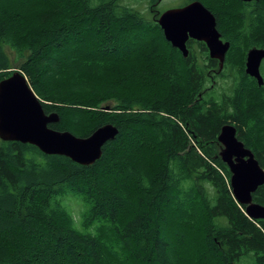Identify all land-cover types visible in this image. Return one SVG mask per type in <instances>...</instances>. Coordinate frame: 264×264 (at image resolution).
Returning a JSON list of instances; mask_svg holds the SVG:
<instances>
[{"label":"trees","instance_id":"1","mask_svg":"<svg viewBox=\"0 0 264 264\" xmlns=\"http://www.w3.org/2000/svg\"><path fill=\"white\" fill-rule=\"evenodd\" d=\"M159 1L0 0V80L21 70L50 128L118 130L90 165L0 139V264H264V219L233 197L217 140L232 124L264 169V59L261 85L244 67L264 0H199L229 42L221 69L203 42L184 57L165 40Z\"/></svg>","mask_w":264,"mask_h":264},{"label":"water","instance_id":"2","mask_svg":"<svg viewBox=\"0 0 264 264\" xmlns=\"http://www.w3.org/2000/svg\"><path fill=\"white\" fill-rule=\"evenodd\" d=\"M157 23L165 40L184 57L188 54L186 43L189 38L202 41L209 57L216 59L222 68L229 42L222 40L215 15L201 1L193 0L168 8L159 14ZM263 59L264 48L252 47L246 52L245 73L258 85L263 83L260 73ZM58 120L55 112L44 111L21 71L14 70L0 80V139L3 141L29 143L45 154L63 155L79 164L90 165L100 158L103 145L118 132L108 123L97 127L88 136L79 137L48 126ZM217 139L221 143L220 158L230 172L233 197L244 206L250 219H264V206L252 201V193L264 183V169L253 152L236 137V128L232 124H224Z\"/></svg>","mask_w":264,"mask_h":264},{"label":"rangeland","instance_id":"3","mask_svg":"<svg viewBox=\"0 0 264 264\" xmlns=\"http://www.w3.org/2000/svg\"><path fill=\"white\" fill-rule=\"evenodd\" d=\"M183 1L184 0H160L158 3L157 9H159L160 11H163V10H166L168 8L179 7V6H182ZM204 2H206L208 5H210L212 10L222 9L223 11L227 10L229 12H232V11H234L233 9H235V8H232L233 7L232 0H204ZM138 7L140 9L146 10V7H148V5H146L145 3H142V4H139ZM223 11H222V13H223ZM223 16H224V14H223ZM228 19H230V17H228L227 20ZM150 44H151L150 45L151 47H155L156 41H151ZM11 56H12V54H11ZM140 56H141V53H138L136 55V58L133 59L131 62H136L137 59L140 58ZM119 68L120 67H114V66L104 67L101 69V71H99L98 76L102 77L103 75L107 76V75H110V74L115 73V72L118 73ZM15 70H18V69H15ZM19 71H21V70H19ZM26 79H27V77H26ZM69 206L73 212L75 220L78 221L79 220L78 216L80 214V211L82 210V205L77 201L69 200Z\"/></svg>","mask_w":264,"mask_h":264},{"label":"flooded vegetation","instance_id":"4","mask_svg":"<svg viewBox=\"0 0 264 264\" xmlns=\"http://www.w3.org/2000/svg\"><path fill=\"white\" fill-rule=\"evenodd\" d=\"M212 12V11H211ZM213 13V12H212ZM222 38V37H221ZM223 41H225L224 39H222ZM189 42V43H188ZM197 42H202V41H198V40H195V39H191V38H189L188 39V41H187V43H186V46H187V44L189 45V44H191L192 45V47H194L195 45H196V43ZM204 43V42H203ZM205 44V43H204ZM206 46V45H205ZM187 48H188V46H187ZM207 48V47H206ZM189 49V48H188ZM207 52H208V50H207ZM216 60V59H215ZM236 137H237V135H236ZM218 140V139H217ZM241 141V140H240ZM219 142V141H218ZM244 144V143H243ZM220 150H221V143H220Z\"/></svg>","mask_w":264,"mask_h":264}]
</instances>
